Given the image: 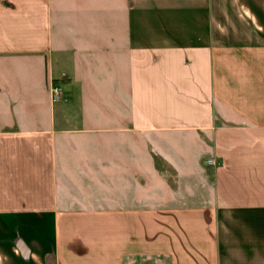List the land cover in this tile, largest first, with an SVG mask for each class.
I'll list each match as a JSON object with an SVG mask.
<instances>
[{
    "label": "crops",
    "instance_id": "obj_1",
    "mask_svg": "<svg viewBox=\"0 0 264 264\" xmlns=\"http://www.w3.org/2000/svg\"><path fill=\"white\" fill-rule=\"evenodd\" d=\"M145 261L264 264V0H0V264Z\"/></svg>",
    "mask_w": 264,
    "mask_h": 264
},
{
    "label": "built area",
    "instance_id": "obj_2",
    "mask_svg": "<svg viewBox=\"0 0 264 264\" xmlns=\"http://www.w3.org/2000/svg\"><path fill=\"white\" fill-rule=\"evenodd\" d=\"M50 89H49V98L51 99V102L53 104H57L62 101V97L64 95V89L61 87L59 84H56L52 82L50 84ZM214 162L212 160H206L205 164L207 165H212Z\"/></svg>",
    "mask_w": 264,
    "mask_h": 264
},
{
    "label": "rangeland",
    "instance_id": "obj_3",
    "mask_svg": "<svg viewBox=\"0 0 264 264\" xmlns=\"http://www.w3.org/2000/svg\"><path fill=\"white\" fill-rule=\"evenodd\" d=\"M145 151H146V148L144 146H140V147L138 146L137 154L139 157H145L146 156ZM143 264H152V262L151 261H145V262H143Z\"/></svg>",
    "mask_w": 264,
    "mask_h": 264
}]
</instances>
